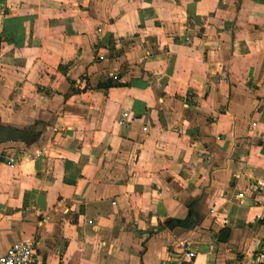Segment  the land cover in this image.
I'll list each match as a JSON object with an SVG mask.
<instances>
[{
    "label": "crops",
    "instance_id": "0c3cea01",
    "mask_svg": "<svg viewBox=\"0 0 264 264\" xmlns=\"http://www.w3.org/2000/svg\"><path fill=\"white\" fill-rule=\"evenodd\" d=\"M0 126V254L264 263V0H0Z\"/></svg>",
    "mask_w": 264,
    "mask_h": 264
},
{
    "label": "built area",
    "instance_id": "2783aa9c",
    "mask_svg": "<svg viewBox=\"0 0 264 264\" xmlns=\"http://www.w3.org/2000/svg\"><path fill=\"white\" fill-rule=\"evenodd\" d=\"M14 163L13 161H10ZM181 251H173L166 264H196L197 252L189 241H183ZM35 246L33 242L18 241L11 245L5 253L0 254V264H35Z\"/></svg>",
    "mask_w": 264,
    "mask_h": 264
},
{
    "label": "water",
    "instance_id": "95a60500",
    "mask_svg": "<svg viewBox=\"0 0 264 264\" xmlns=\"http://www.w3.org/2000/svg\"><path fill=\"white\" fill-rule=\"evenodd\" d=\"M25 138V134L14 130L12 128H7V127H2L0 126V142L1 141H15V140H22ZM168 225H170L171 227H175L176 225H182V223L177 220V219H170L168 221ZM229 236V231L228 230H224L222 231V233L220 234V241H226L228 239Z\"/></svg>",
    "mask_w": 264,
    "mask_h": 264
},
{
    "label": "trees",
    "instance_id": "16d2710c",
    "mask_svg": "<svg viewBox=\"0 0 264 264\" xmlns=\"http://www.w3.org/2000/svg\"><path fill=\"white\" fill-rule=\"evenodd\" d=\"M260 264H264V263H260Z\"/></svg>",
    "mask_w": 264,
    "mask_h": 264
}]
</instances>
